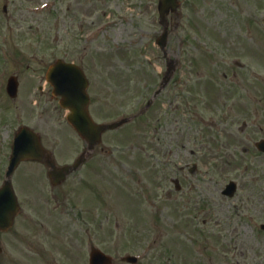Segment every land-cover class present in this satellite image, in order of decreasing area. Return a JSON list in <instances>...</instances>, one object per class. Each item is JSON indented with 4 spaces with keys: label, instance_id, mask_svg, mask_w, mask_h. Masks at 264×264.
Wrapping results in <instances>:
<instances>
[{
    "label": "rangeland",
    "instance_id": "1",
    "mask_svg": "<svg viewBox=\"0 0 264 264\" xmlns=\"http://www.w3.org/2000/svg\"><path fill=\"white\" fill-rule=\"evenodd\" d=\"M180 1L179 14L169 16V54L184 65L178 76L189 88L186 130L165 145L161 106L162 120L154 112L149 121L108 133L58 190L41 166L24 165V183L34 185H24V218L8 235L11 264H88L92 247L113 256L114 264H128L122 259L129 254L138 255L139 264H264V156L255 148L264 138V91L258 86L264 82V0ZM158 2L0 0V68L6 47L14 57L9 72L24 78V107L23 97L0 99L1 113L12 107L9 126H18L24 108V125L41 133L59 164L84 152L66 112L38 91L47 67L59 58L91 73L98 122L135 113L144 86L134 83L157 78L166 64L156 45L163 32ZM19 53L23 61L15 58ZM233 71L238 98L246 96L252 115L220 89V78ZM229 109L222 132H210L208 114ZM7 135L1 132L2 154ZM169 146L176 153L167 160ZM193 163V173V166L183 169ZM4 165L2 156L0 173ZM229 180L239 186L232 199L221 194ZM14 185L22 200L19 174Z\"/></svg>",
    "mask_w": 264,
    "mask_h": 264
},
{
    "label": "water",
    "instance_id": "2",
    "mask_svg": "<svg viewBox=\"0 0 264 264\" xmlns=\"http://www.w3.org/2000/svg\"><path fill=\"white\" fill-rule=\"evenodd\" d=\"M179 7L178 0H160V12L162 18L165 17L170 11L176 12ZM166 35L159 39V44L162 48L166 44ZM76 69L68 64L58 61L54 66L51 67L48 73V80L57 88H61V94L63 95V100L61 102L64 108H68L71 114L68 116L69 122L75 127L79 134L85 138L92 149L97 143L101 141V136L104 130L108 127L102 125H95L90 118L86 107L88 104L87 95L85 92L86 83L82 79H79V75L74 73ZM63 74L59 77L58 73ZM77 75V76H76ZM118 125V124H117ZM115 125V126H117ZM20 140L17 141V143ZM23 145L18 144L15 149V157L12 165L15 167L17 163L22 159ZM41 147L40 138L37 134L32 132L28 128H24V160L34 159L43 161L45 156ZM48 159V158H46ZM46 163L54 168L55 173L60 172L62 177L71 173L76 169L81 161L73 167H65L63 169L55 168V164L50 159L46 160ZM13 190L11 188L10 182H8L4 188L0 191V227L8 229L12 226L13 217L16 214V203ZM15 206V207H14ZM12 208V209H11ZM8 210V213L6 212ZM92 263L93 264H110L111 259L101 253L98 250H94L92 253Z\"/></svg>",
    "mask_w": 264,
    "mask_h": 264
},
{
    "label": "flooded vegetation",
    "instance_id": "3",
    "mask_svg": "<svg viewBox=\"0 0 264 264\" xmlns=\"http://www.w3.org/2000/svg\"><path fill=\"white\" fill-rule=\"evenodd\" d=\"M12 72L9 76L12 77ZM15 76H18L20 78L19 74H16ZM8 81V79H7ZM166 108H167V118H166V127L164 128L165 133L167 134L166 137V144L168 145L169 143L171 144L172 142H169V139L174 135L175 132H179L180 128L183 126V116L185 113V106L183 103H179L178 101L174 102L173 98L175 95L173 94V89L172 87H169L166 89ZM6 97V96H5ZM24 97V96H23ZM6 98H9L8 95ZM22 106L24 107V101L22 103ZM22 113L24 115V111L22 110ZM10 116V115H8ZM6 124H11L12 119L8 117H3L1 118V123ZM163 128V126H161ZM170 147V151L172 152V146ZM12 152V141L8 144V156L11 155ZM20 169H19V176L21 179V193H22V200L19 199L20 202V214L18 215L21 218H24V161L20 164ZM4 174V170L0 173V179H2V176ZM20 197V195H19ZM17 219V218H16ZM12 233V230H9L8 232H4L0 230V264H11L13 257H12V242L13 239L12 237L8 236ZM23 242H24V237H23ZM21 254H24V251H21Z\"/></svg>",
    "mask_w": 264,
    "mask_h": 264
}]
</instances>
